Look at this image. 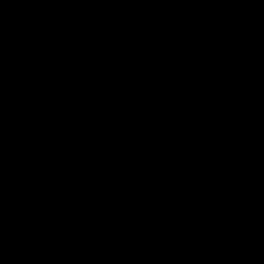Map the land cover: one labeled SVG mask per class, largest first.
<instances>
[{
  "label": "water",
  "instance_id": "95a60500",
  "mask_svg": "<svg viewBox=\"0 0 264 264\" xmlns=\"http://www.w3.org/2000/svg\"><path fill=\"white\" fill-rule=\"evenodd\" d=\"M0 264H264V0H0Z\"/></svg>",
  "mask_w": 264,
  "mask_h": 264
}]
</instances>
